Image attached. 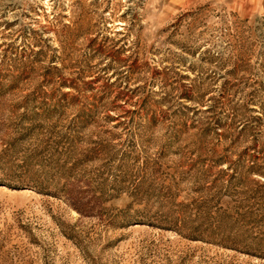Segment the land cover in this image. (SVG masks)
Returning <instances> with one entry per match:
<instances>
[{"label": "rangeland", "instance_id": "rangeland-1", "mask_svg": "<svg viewBox=\"0 0 264 264\" xmlns=\"http://www.w3.org/2000/svg\"><path fill=\"white\" fill-rule=\"evenodd\" d=\"M0 264H264V11L0 0Z\"/></svg>", "mask_w": 264, "mask_h": 264}, {"label": "crops", "instance_id": "crops-1", "mask_svg": "<svg viewBox=\"0 0 264 264\" xmlns=\"http://www.w3.org/2000/svg\"><path fill=\"white\" fill-rule=\"evenodd\" d=\"M248 1L254 8L264 11V0H245Z\"/></svg>", "mask_w": 264, "mask_h": 264}]
</instances>
